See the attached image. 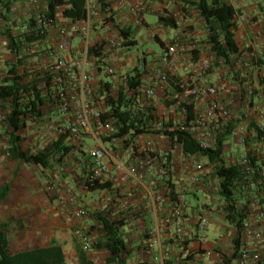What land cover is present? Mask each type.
I'll return each instance as SVG.
<instances>
[{
    "label": "crops",
    "instance_id": "obj_1",
    "mask_svg": "<svg viewBox=\"0 0 264 264\" xmlns=\"http://www.w3.org/2000/svg\"><path fill=\"white\" fill-rule=\"evenodd\" d=\"M2 1L11 2V11L7 16L0 17V82L7 77L9 69L16 65L21 58L23 63L19 66V72L26 74L30 79L44 70L46 50L55 47L59 41L57 27H53L49 31L46 40L30 46L29 50L23 51L17 58L11 53L8 47L9 41L4 32L7 28L14 29L16 34L26 31L25 28L29 26L36 15L34 1H37L44 10L46 0ZM191 1L193 0H128L130 4L143 6L141 18L144 24L137 25L135 17L128 9L121 7L116 0H107L111 3V9L115 14L114 25L120 28H131L134 30L136 38L139 37L138 33L142 38L148 39L152 35L153 40L158 43L160 41L165 47L171 44L174 30L164 26L161 28L160 21L158 24L150 23L148 16L156 15L160 18L170 15L174 17L177 22H182L184 25L183 40L187 50H191L193 38L203 36V34H197V29L201 26L206 31L204 36L206 39L208 37L205 24L189 4ZM238 3L235 32L241 54L235 57L233 68L220 64L216 71H212L208 75L210 83L216 85L221 91L220 101L230 105V109L235 115L230 122L224 124L215 122L209 140L212 145H215L216 139L225 132L227 127L232 129L231 135L224 144V156L227 164L241 163L247 156L255 157L261 166V174L264 177V145L259 142L251 128L252 124H257V111L263 104L261 95L264 93V80L261 78V69L264 65V2L262 0H238ZM94 4L98 10V16L92 21V26L97 24L100 29L102 28V32L107 31L112 24L105 25L97 0ZM0 9L3 11L1 5ZM186 13L189 16H186ZM242 17L248 18L250 24L242 23ZM195 19H199L200 27ZM63 22L62 19H58L57 23ZM73 38L74 50H79L83 39L80 35L78 38L74 35ZM101 38L100 35H93L91 43H103ZM118 38L122 42L121 38ZM207 47L205 51L202 49L200 51V46H195V50L190 52L193 56L198 52V59L209 60L216 64L215 54L208 45ZM62 55L67 59L77 58L76 51L66 52ZM144 57L148 61L144 53L136 58L143 59ZM159 58L160 56L154 58L152 62H147V73L144 76V84L147 87L154 76V66ZM131 66L126 65L124 70L129 72L132 69L129 68ZM133 66L135 67V65ZM176 73L178 75L176 78L184 77L182 64L177 67ZM104 76L102 71H97L93 81L94 88L99 87ZM107 79H111L114 84L119 81L115 77ZM162 92L163 97L168 98L171 97L174 90L169 85L164 89L159 88L157 95ZM179 101H181L180 98ZM186 103L193 106L195 114L201 113L205 108L204 103L193 104L190 101ZM178 106L180 107L179 103ZM43 112L45 115L29 120L27 127L20 132L24 151L31 153L43 151L52 141H58L64 135L60 133L59 129L70 122V116H62L58 108L54 111L46 108ZM7 114L8 105L0 103V191L7 188L6 197L0 202V226L4 227V231L8 234L13 253L49 248L55 245L61 248L65 264H80L77 251L81 249L73 236L75 223L70 222L69 219L72 210L80 208L85 209L88 215L78 222V226H82L86 230L99 224L96 215L112 220L125 219L128 222L123 236L133 252L127 259V264H161L164 253L170 254L166 264H189L178 261L180 251L173 245V241L167 233L157 236L160 243L150 247L151 231L156 225V220L148 200L154 195H166L167 188L165 186L168 179H171L177 190L183 194L184 190H187L185 164L200 163L204 165L201 184L194 189H188L184 243L193 255L191 260L194 264H224V261L238 264L237 259L233 257L235 254L233 243L235 230L228 224L222 209L223 204L218 196L219 181L213 168L205 166V160L184 156L180 148L175 146L173 156L176 162L170 174L165 177L164 174L162 175V166L156 165L154 173L146 176L143 182L133 181L130 183L116 170L115 157L122 156L129 167L135 166L141 154L140 144L143 141L151 140L150 137L154 135L139 137L135 141V146L124 148L119 140H114L112 143L104 142L102 133L83 132L78 138L67 134L68 138L64 145L70 147L68 153L64 154L62 160L59 162L53 160L52 164L44 169L17 161L10 156L9 130L6 127ZM186 114L187 111L182 110L180 116L184 118ZM195 133L194 136L199 134ZM158 139L162 144H168L171 149L168 138L160 136ZM98 146L109 150L106 162L112 174V178L108 181L112 184V188L109 191L90 193L85 185L92 167L87 151ZM193 200L197 201V205H193ZM263 201L264 192L250 204L249 208L252 214L247 226L253 224L255 229L264 235V220L259 218V215L264 213ZM197 206H199L198 211L195 209ZM169 207L171 204H168ZM165 213L166 211L159 217L162 218ZM201 216H206L209 220V229L218 233V237L208 246H202L197 238L196 223ZM148 231L149 238L147 239L145 233ZM263 247V244H257L250 237L245 238L243 248L251 253L260 252ZM106 257L107 254L104 252L96 254L98 261L102 259L105 262ZM248 264L255 263L249 262Z\"/></svg>",
    "mask_w": 264,
    "mask_h": 264
},
{
    "label": "trees",
    "instance_id": "obj_2",
    "mask_svg": "<svg viewBox=\"0 0 264 264\" xmlns=\"http://www.w3.org/2000/svg\"><path fill=\"white\" fill-rule=\"evenodd\" d=\"M262 1L264 2V0ZM0 2L3 8L2 15L7 16L11 11V2L5 3L2 0ZM45 4L44 14L48 20L55 21L56 24H58V19L67 20L71 25H77L86 19V0H46ZM97 4L105 25L111 23L117 30L122 40L121 47L130 51L137 46L138 40L134 30L114 25L115 14L111 9V3L107 0H97ZM189 4L205 24L208 32L206 44L216 56V65L220 66L219 62H223L225 66L233 68L235 57L241 54L236 41V10L234 7L226 0H193ZM35 18L25 28L26 31L16 34L14 29L7 28L4 32L9 41L8 47L17 58L23 51L29 50L30 46L40 44L45 40L34 29ZM159 21L166 28L174 30L177 27V21L170 15L160 17ZM160 45L165 49L163 43ZM105 50L104 42L92 44L89 48V58L94 59L97 66L101 65L104 63ZM197 54L198 52L194 55L195 59H198ZM21 59L9 69L7 77L0 82V103L8 105L6 127L9 130L10 156L17 161L45 169L52 164L53 160L59 162L64 154L68 153L70 147L64 145L68 135L64 134L58 141H52L43 151L31 153L24 151L20 132L27 127L29 120L45 115L43 111L46 108L53 109V111L58 108L60 100L58 89L52 81V76L45 70L30 79L26 74H21L19 72V66L23 63ZM147 62L145 57L139 59L138 65L118 78L117 84H114L111 79H107L108 77H104L101 79L99 87L94 88L96 97L104 100L102 120L114 128V133L104 137V142L112 143L114 140H119L124 148H129L135 146V141L139 137L160 135L168 138L171 145L170 150L173 151V148L178 146L184 156L205 160V166L213 168L219 181L218 196L223 204L222 209L228 224L235 230L233 241L235 254L233 257L237 259L243 249L246 238L245 230L252 214L249 208L250 204L264 192L261 166L258 164V160L252 156L245 158L246 163L241 161L238 164H227L224 156V144L232 131L228 127L216 139L212 148H201L196 137L189 130L193 126L197 114H195L193 106L187 103L181 104L178 108V123L169 121L162 125L161 130H155V125L162 124L158 107L156 104H148V100H143L144 97H142ZM102 70L99 66L98 71ZM178 82L179 79L173 77L170 79L169 85L174 90L171 96L179 102L181 90ZM162 100L168 107L172 105L167 98ZM182 110L187 111L184 118L180 116ZM251 128L261 143L262 132L259 126L254 123ZM165 168L164 176L166 177L170 174L171 167ZM166 183L165 197L170 199L171 205L175 206L178 203L180 195H184L187 201L186 195L177 190L171 179L166 180ZM85 185L90 193L109 191L112 188L110 182L92 181L90 176ZM6 192L7 188L0 191V202L6 197ZM195 209L198 211L199 206ZM96 216L99 224L86 230L93 248L97 252L107 254L105 264H127V259L133 252L123 236L128 222L125 219L112 220L108 217ZM3 228L0 226V264H65L61 248L55 245L49 248L13 253L8 234ZM148 234L149 231L145 233L147 239L149 238ZM260 252L261 259L257 264H264V249ZM77 255L80 264H95L92 260L95 256L92 257L84 253L82 249L77 251ZM191 259H193V255L190 256L189 260ZM228 263L230 264L231 261H224V264Z\"/></svg>",
    "mask_w": 264,
    "mask_h": 264
},
{
    "label": "built area",
    "instance_id": "obj_3",
    "mask_svg": "<svg viewBox=\"0 0 264 264\" xmlns=\"http://www.w3.org/2000/svg\"><path fill=\"white\" fill-rule=\"evenodd\" d=\"M121 7L129 10L131 15L135 17L137 25H143L141 18L143 6L141 4H130L128 0H116ZM230 5L237 9L238 0H226ZM36 8L35 31L45 40L49 36V31L53 27H57V35L59 41L55 47L46 50V65L44 70L52 76V81L58 89L59 106L58 111L64 117L70 116V122L66 126L60 128L62 134H68L73 138H78L83 132L86 133H104L106 137L114 133V128L108 122L102 120V110L100 101L95 95L93 86L94 76L97 73L95 60L89 58V48L92 45V21L98 16V10L95 6V0H87V15L85 21L71 25L69 21L64 20L61 24L48 20L37 1H34ZM2 9H0V17ZM242 23L250 24L246 17H242ZM236 24V22H235ZM163 25L161 26V28ZM185 33L182 22H177L174 29V37L171 44L167 45L157 61L158 68L154 71L150 85L143 91V97L148 101H154L157 97V90L164 89L169 86V81L173 77H177L176 69L180 64L186 73L185 77H179V88L181 96L179 105L190 101L193 104L204 103L205 108L198 113L193 126L189 130L194 134L198 132L196 137L199 145L203 149L212 148L209 140L213 124L215 122L227 123L234 118V112L230 109V105L220 101L221 91L216 85L210 83L208 75L212 71H216L218 66L209 60L195 59L190 51L195 50V46H191V50H187L183 35ZM78 34L83 39V44L79 50H74L73 37ZM112 47L119 46L118 43L111 42ZM76 51L77 58L67 59L62 54L66 52ZM79 56V57H78ZM223 64V62H219ZM261 78L264 79V65L261 69ZM262 106L257 111V125L261 130V143L264 145V93L261 95ZM155 130H161L160 125L154 126ZM196 134V133H195ZM138 145V144H137ZM141 150L140 158L135 166L129 167L125 159L115 157L116 170L123 175L128 182H143L146 176L154 173L156 165L162 166V175L165 174L166 168H174L175 158L173 151L167 149L165 151H157L152 142L148 141L145 145L139 146ZM109 150L103 146H98L87 151V155L91 161L92 181H109L112 174L106 159ZM243 161L246 163V159ZM184 162V161H183ZM186 162V161H185ZM204 166L200 163H187L184 166V173L187 176V189H194L201 184ZM151 212L153 213L156 225L151 231V246L160 243L157 236L164 233L169 234L173 245L180 251L178 261L182 263L194 264L189 260L191 253L184 243L186 217L185 210L188 207L184 195L178 197V203L168 208L170 199L165 195H154L148 200ZM166 213L161 217V214ZM88 213L85 209L76 208L70 214V222L75 223L73 234L80 245L82 251L90 256H95L97 251L93 248L92 241L89 238L86 229L78 226V222L87 217ZM264 220V213L259 215ZM209 224L206 216L198 218L196 223V233L199 243L202 246H208V237L205 235ZM245 237H250L254 242L264 245L263 233L257 231L253 224L246 227ZM264 249V247H263ZM92 260L95 264H100L97 258ZM170 254H162L161 264H166ZM261 259V252L251 253L243 248L237 258L238 264H248L257 262Z\"/></svg>",
    "mask_w": 264,
    "mask_h": 264
},
{
    "label": "rangeland",
    "instance_id": "obj_4",
    "mask_svg": "<svg viewBox=\"0 0 264 264\" xmlns=\"http://www.w3.org/2000/svg\"><path fill=\"white\" fill-rule=\"evenodd\" d=\"M186 16H189L186 13ZM191 18V16H190ZM197 25L200 21H198L199 19H195ZM148 21L152 24H158L159 22V18L156 15H149L148 16ZM98 27V28H97ZM100 26H96L93 25L92 26V36L94 35H100L102 38L101 40L104 41L105 43V58H104V63H102L101 65H96V68L98 70L99 66L100 68H102V72L105 74V78H113L115 77L116 79L120 78L122 75H124L125 73H127L128 71L124 70V68L126 67V65H132L129 68H133L135 66L138 65V58L140 55H142V53L146 54L148 61L152 62L154 60V58H157L158 56L162 55L163 49L161 47V45L153 40L152 35H150L149 39L144 37L142 38L140 36V34L138 33L137 40H138V45L135 46L134 48H132L130 51H125L126 49L122 48V42L119 40V35L116 31V29L111 26L109 29H107V31H103L102 32V28H99ZM198 27H200V24L198 25ZM189 32V31H188ZM187 32V33H188ZM205 29L203 26H201L200 28L197 29V34H203V36H198L197 38H193L191 40L192 45L193 46H200V51H205L208 47L205 43V39L206 37L204 36L205 34ZM105 33V34H104ZM145 33V31H144ZM190 34V33H189ZM188 34V35H189ZM75 37L78 38V34H75ZM189 39V38H188ZM113 41V43H119V46L116 47H112L111 42ZM191 45V46H192ZM202 49V50H201ZM152 54H149V53ZM148 53V54H147ZM138 55V56H137ZM134 58V59H132ZM107 59V60H106ZM158 68V64H156L154 66V71H156ZM124 73V74H123ZM152 73V72H151ZM154 73V72H153ZM184 77L186 76V73H183ZM95 78V76H94ZM147 88V85L144 86L143 90H142V97H143V91ZM145 98H143L144 100ZM163 92L160 93L159 95H157L156 99L154 101H147L148 104H156L158 107V111H159V116L160 119L162 121V124H160V127H163L162 125L169 123V121H172L174 123H178V119H179V115H178V101H176L172 96L168 97V101L169 103H171L172 105L170 107H168L163 100ZM100 101V107L101 110L103 111L104 109V100L99 98ZM186 117V116H185ZM182 118V116H181ZM182 122L183 120L180 119ZM103 137H106L104 133H102ZM160 137V135H154L152 137H150L151 140H149L150 142L153 143L155 149L157 151H165L167 149H169L168 144L166 143H161L158 139ZM148 141H143L140 145H145ZM159 142V143H158ZM187 184V183H186ZM188 189L184 190V194L186 195V197L188 196ZM193 205H197V201L193 200L192 201ZM205 235L208 237V241L212 242L216 237H218V233H216L215 231H213L211 228L209 229V225L207 227V230L205 232ZM74 236V234H73ZM98 259V258H97ZM100 264H105V262H103L102 259H100L99 261Z\"/></svg>",
    "mask_w": 264,
    "mask_h": 264
}]
</instances>
